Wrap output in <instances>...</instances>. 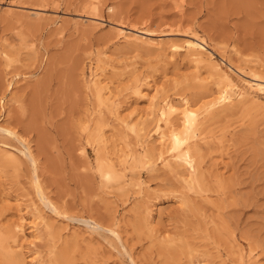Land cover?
<instances>
[{
	"label": "rangeland",
	"instance_id": "374dc122",
	"mask_svg": "<svg viewBox=\"0 0 264 264\" xmlns=\"http://www.w3.org/2000/svg\"><path fill=\"white\" fill-rule=\"evenodd\" d=\"M132 36L166 44L144 49ZM169 40L207 54L195 63L184 48L165 49ZM221 70L247 99L199 118L188 134L195 174L188 179L164 146L149 166L117 165L116 151L136 137L97 99L94 74L111 82L121 119L135 121L152 93L199 108ZM263 83L264 0H0V127L15 133L0 132V263L21 240L13 252L24 264H264ZM22 146L32 154L21 156ZM110 163L123 169L119 181L101 175ZM38 212L31 245L27 221Z\"/></svg>",
	"mask_w": 264,
	"mask_h": 264
},
{
	"label": "bare ground",
	"instance_id": "6f19581e",
	"mask_svg": "<svg viewBox=\"0 0 264 264\" xmlns=\"http://www.w3.org/2000/svg\"><path fill=\"white\" fill-rule=\"evenodd\" d=\"M63 23H61V25H62ZM95 26V25H94ZM58 28V27H57ZM116 30V29H115ZM120 31V30H119ZM142 31V30H141ZM144 31H146V30H144ZM121 32V31H120ZM119 32V33H120ZM122 33V32H121ZM144 33V32H143ZM147 33V32H146ZM129 35V34H128ZM126 36H127V34H126ZM125 37V36H124ZM133 37L134 36H132V38L131 37H129L131 40H129L128 39V37H127V39L129 40V42H131V43H133V44H135V45H140L141 47H145L146 49H150V50H154V49H158V48H160V49H158V50H163V49H161V46H163V45H165V44H163V43H157V42H155V43H152V42H148V41H144V40H142V39H140V40H138V38L137 37H135L134 39H133ZM126 39V40H127ZM198 40V39H197ZM200 40V39H199ZM202 40H203V38H202ZM204 41V40H203ZM162 42V41H161ZM169 42H170V40H169ZM180 42V41H179ZM186 42V41H185ZM200 42V41H199ZM130 43V44H131ZM182 43H180V45H178V43L176 42V43H174V42H170L169 44L167 43V45H166V47H165V49H167V50H169L170 49V51L172 52H178V50L180 49V51H181V49H185V51H187L188 52V54H187V56H191V58H192V60H194L193 62H195V63H198L199 61H203L202 60V56L204 55L205 56V54H207V53H205V54H203L202 55V52H203V50L202 49H204V47H202L203 45H201V44H199V43H197V42H191V41H189V42H186L184 45L182 44ZM137 47V46H136ZM139 47V46H138ZM168 47V48H167ZM144 48V49H145ZM163 48H164V46H163ZM157 50V51H158ZM151 52V51H150ZM172 52V53H173ZM159 53V52H158ZM172 53H170L171 55H172ZM175 54V53H174ZM207 56V55H206ZM212 56V55H211ZM172 57V56H171ZM170 57V58H171ZM209 57V56H208ZM207 57V59L209 60V61H207L206 59H205V61L208 63L209 62V64L210 65H212V67L213 68H218L217 67V63L215 64H213L212 63V60H210V58H208ZM204 58V57H203ZM212 58V57H211ZM211 61V62H210ZM100 61H98V63H99ZM100 63H102V62H100ZM194 63V64H195ZM203 64H204V62H203ZM235 64V63H234ZM103 66H101V64H100V66H101V68H103L104 67V65L105 64H102ZM108 65V64H107ZM198 65V64H197ZM210 65H209V67H210ZM99 66V67H100ZM230 66V65H229ZM232 66V65H231ZM97 67H98V64H97ZM96 67V68H97ZM106 67V66H105ZM203 67V66H202ZM237 66H235V68H236ZM107 68V67H106ZM95 69V68H94ZM98 70V69H97ZM96 70V71H97ZM100 70V69H99ZM218 70H219V68H218ZM237 70V69H236ZM103 71H105L104 70V68L103 69H101L100 70V72L101 73H103ZM214 71V70H213ZM233 71V70H232ZM98 72V71H97ZM99 72V73H100ZM220 73H217V75H219V79H221L220 80V86L219 85H217L218 87H217V89H216V91H214V93L215 94H212L213 96L208 100V101H206V102H204L203 103V105H201L199 108H197V106H196V103L194 104L193 102L192 103H190V101H188V100H186V99H184L183 101H181V102H179V101H175V100H172V99H170L169 97H167V95L165 96V95H163L162 93V95L163 96H158V90H155L154 92H155V94L156 95H154L153 93L151 94V95H153L152 97H150L151 95H148L149 97H150V99H149V97L147 96V95H145V97H147L149 100V102L147 103V104H149L150 106H151V109L149 108L148 110H147V114H145L146 115V117L143 119V117H141L140 115H138L139 117V119L138 120H130V118H129V120L126 118V119H124V116H123V119H121V117H120V115L118 114V110L117 109H119V106L117 105V103H116V105H115V94L112 92L113 90L110 88V83L108 82H106V78H102V80H100V79H98V78H96V74H94L93 75V77L92 78H94L93 79V83H94V87L96 88V97H97V99L98 100H100L102 103L103 102H105V104H106V106L109 108V111L111 112V113H113V116L117 119V122H118V120H119V125L121 126H123V127H121V128H126V130L129 132V135L131 134L130 132H132V133H134L133 135H135V140L136 141H134V142H132L133 144H135V145H137L140 149H141V154L138 152V150H135V148L137 147H135V145L134 146H132L131 148H127V145H126V147H125V149H127L126 151H125V149H123L124 147H123V145H122V151H125V152H122V154H119L118 156H117V153L119 152V150H117L116 148H115V150H117L116 152V158L118 159V163H117V165H119V163H121L120 164V166L123 168V169H125L126 167H127V165L129 164V162L132 164V165H136L137 163H140L141 165H148L149 166V164L151 163V157L150 156H152V154L151 153H154V152H152V150L154 149V150H156V148H159L160 146H164L165 148H167L168 150H170L171 152L173 151V152H175V156H173L174 157V160H175V162H173V164L174 163H176L177 165H181V166H178L179 168H181V167H183V166H185V168L183 167V169L184 170H186V168H188V172L187 173H189L190 174V176H188V179H189V177H191L192 175L191 174H195V172H196V170L197 169H195L196 167V165H195V163H196V161H195V163L192 161V159L195 157L194 155H195V153H193V152H191V151H193V150H191V147H189V145H188V134L190 133V131L191 130H193V129H195L196 130V126H197V123H198V120H200L199 118L202 116L203 117V114L205 113V112H207V113H210L211 112V110H216V108H217V110H226L225 108H227V107H229V106H231L232 104H231V102L234 100V99H238V102H244V103H246L245 101H243L244 99H247V98H244L245 96H246V94H245V96L243 95V93H241V92H239V91H237L236 89H235V84L234 83H232V81L230 80V78L228 77V75L225 73V72H223L222 70L221 71H219ZM223 72V73H222ZM100 73V74H101ZM216 73V72H215ZM136 75V74H135ZM100 76V75H99ZM103 75H101V77H102ZM205 76V75H204ZM105 77V76H104ZM202 77V76H201ZM255 77V76H254ZM254 77H252V78H254ZM211 78V77H210ZM255 79H256V77H255ZM259 79V78H258ZM218 80V79H217ZM104 81V82H103ZM10 82V81H9ZM8 82V83H9ZM144 83V82H143ZM148 83V82H147ZM255 83H257V82H255ZM10 84H11V82H10ZM92 84V83H91ZM135 84H137V83H135ZM258 84V83H257ZM264 84V83H263ZM131 85V84H130ZM139 85V84H138ZM142 85V84H141ZM140 85V86H141ZM206 85V84H205ZM261 85V84H260ZM135 87V89H133V92H135V93H137V89H139L137 86H132V88H134ZM136 87H137V89H136ZM157 87V86H156ZM254 87V86H253ZM115 88V87H114ZM237 88V87H236ZM260 88H262L261 86H260ZM264 88V87H263ZM262 88V89H263ZM140 89H141V87H140ZM140 89H139V93H140V95H142V91H140ZM156 89V88H155ZM257 89V88H256ZM94 90V89H93ZM114 90H116V89H114ZM259 91H261V90H259ZM162 92V91H161ZM117 93V92H116ZM138 93V94H139ZM144 93V92H143ZM139 95V96H140ZM244 96V97H243ZM141 97V96H140ZM208 97V96H207ZM248 97V96H247ZM143 98H144V94H143ZM193 101V100H192ZM198 101V100H197ZM100 102V103H101ZM257 102V101H256ZM199 104V103H198ZM245 105V104H244ZM196 106V107H195ZM250 106V105H249ZM149 107V106H148ZM220 107V108H219ZM219 108V109H218ZM149 111V112H148ZM110 112H109V114H110ZM213 112V111H212ZM108 113V112H107ZM117 113V115L119 116H117V115H115ZM143 114V113H142ZM211 114V113H210ZM209 114V115H210ZM112 115V114H111ZM131 115V114H130ZM212 115V114H211ZM112 116V117H113ZM137 116V115H136ZM143 116V115H142ZM174 116H176V118H178L179 119V122H178V120L175 122L174 121V119H173V117ZM205 116V115H204ZM215 116V115H214ZM120 118V119H118V118ZM126 117V116H125ZM137 118V117H136ZM149 119V120H151V122H153L152 124H153V128H152V132L151 131H147L146 132V129H147V127H145V124L147 123L146 121H143V120H146V119ZM175 118V117H174ZM175 118V119H176ZM204 118V117H203ZM214 118V117H213ZM104 119V118H103ZM114 119V118H113ZM112 119V120H113ZM115 119V120H116ZM141 119V120H140ZM114 121V120H113ZM112 121V122H113ZM146 122V123H145ZM149 122V121H148ZM105 124V123H104ZM117 124V123H116ZM150 124V123H149ZM118 125V126H119ZM147 125V124H146ZM199 125V124H198ZM150 126V125H149ZM149 128V127H148ZM100 129V128H99ZM148 130V129H147ZM13 130H11L10 128H7V127H0V132L2 133V132H4V133H6V134H9V135H11V134H15V133H13L12 132ZM101 131V130H100ZM120 133H122V132H120ZM103 134V130H102V133H101V135ZM9 135H7V136H9ZM12 135V136H13ZM126 135H128L127 133H126ZM132 135V134H131ZM15 136V135H14ZM99 136V135H98ZM104 136V135H103ZM102 136V137H103ZM125 136V135H124ZM101 137V136H100ZM101 137V138H102ZM133 137V136H132ZM14 138V137H13ZM99 138V137H98ZM105 138V137H104ZM127 138V137H126ZM106 139H107V137H106ZM124 139V138H123ZM100 140V139H99ZM132 140V139H131ZM133 140H134V137H133ZM23 141V140H22ZM105 141H108V140H101L99 143H102V142H105ZM124 141V140H123ZM150 141H151V143L153 142V144H155V145H150L149 143H150ZM20 142V141H19ZM126 142V141H125ZM26 143V142H25ZM98 143V144H99ZM105 143H107V142H105ZM127 143V142H126ZM21 144H23V143H21ZM104 144V143H103ZM108 144H109V142H108ZM108 144H107V146H108ZM123 144H124V142H123ZM27 145V144H26ZM118 145V144H117ZM28 147H29V145H27ZM97 146V145H96ZM121 146V145H120ZM119 146V147H120ZM124 146H125V144H124ZM157 146V147H156ZM23 147V146H22ZM104 147V146H103ZM106 147V146H105ZM162 147H161V149H162ZM23 148H25V146L23 147ZM27 148V147H26ZM25 148V149H26ZM138 148V149H139ZM165 148H164V150H165ZM112 149L114 150V145L112 146ZM137 149V148H136ZM4 149H2V151H3ZM6 150V149H5ZM4 150V151H5ZM27 150V151H26ZM26 150H23V149H18V152L20 153V155L22 156V155H24V157L26 156V155H28V153H30V154H32L31 152H30V149L28 150V148L26 149ZM158 150V149H157ZM2 152V153H7L8 151H6V152ZM29 151V152H28ZM99 152H100V150H98ZM136 151L138 152V153H136ZM160 151V150H159ZM28 152V153H27ZM111 152V151H110ZM115 152V151H114ZM162 152H163V150H162ZM166 152H167V150H166ZM172 152V153H173ZM120 153H121V150H120ZM199 153V152H198ZM8 154V156H10L9 157V159L10 160H12V158L13 159H18L19 158V156H18V158H14V157H16V155H15V153L14 152H10L9 151V153H7ZM18 154V153H17ZM101 153H99V154H96L97 156H96V163H97V166L96 167H98V169L101 171L102 169H103V163H100V161L103 159V158H101V155H100ZM108 154H109V152H108ZM113 154V153H112ZM137 154V155H136ZM138 154H140V155H138ZM6 155V154H5ZM14 155V156H13ZM100 155V156H99ZM109 155H111V154H109ZM7 156V155H6ZM30 156H32V155H30ZM107 156V155H106ZM113 156V155H112ZM111 156V157H112ZM194 156V157H193ZM5 157V156H4ZM103 157V156H102ZM105 157V156H104ZM153 157V156H152ZM157 157V156H156ZM159 157V156H158ZM193 157V158H192ZM5 158H8V157H5ZM26 158V157H25ZM24 158V159H25ZM109 158V157H108ZM110 159H113V158H110ZM109 159V160H110ZM117 159H115L114 158V160L115 161H117ZM18 160H20V159H18ZM28 160H29V158H28ZM108 160V159H107ZM114 160H112V161H114ZM131 160V161H130ZM153 160H155V159H153ZM195 160V159H194ZM22 161V160H21ZM27 161V160H26ZM111 161V160H110ZM12 162V161H11ZM29 162L31 163L32 162V164L31 165H34L35 164V162H34V160H33V158H31V161L29 160ZM33 162H34V164H33ZM172 162V161H171ZM14 163V162H13ZM105 163H106V161H105ZM115 163V162H114ZM114 163L113 164H111V165H109V167L107 168V170H105V171H103V172H100L101 173V175H105V176H108V177H112V178H110V180L112 179H114L115 181H117L118 179H120V176L122 177V176H124V175H121L120 174V172L119 173H117L116 174V172L118 171V170H120V171H123V169L120 167V168H118V169H116L117 171L115 172L114 170ZM168 163H169V161H168ZM100 164V166L101 167H99L98 165ZM130 164V165H131ZM139 164V165H140ZM166 164V163H165ZM131 165V166H132ZM140 165V166H141ZM200 165V164H199ZM16 166V165H15ZM108 166V165H107ZM130 166V168H132V169H136V168H133V167H131ZM166 166V165H165ZM169 166H170V164H169ZM176 166V165H175ZM34 167V166H33ZM118 167V166H117ZM167 167H168V165H167ZM177 167V168H178ZM102 168V169H101ZM116 168V167H115ZM128 168V167H127ZM139 168V167H138ZM149 168V167H148ZM154 168V167H153ZM153 168H151V169H153ZM173 172H174V170L176 171V168L173 166ZM34 169V168H33ZM122 169V170H121ZM129 169V168H128ZM127 169V170H128ZM170 169V168H169ZM104 170V169H103ZM130 170V169H129ZM170 170H172V169H170ZM132 171V170H131ZM135 171V170H134ZM133 171V172H134ZM151 171V170H150ZM168 171V170H167ZM179 171H181V170H179ZM195 171V172H194ZM198 171V170H197ZM115 172V173H114ZM125 172H127V171H125ZM132 172V173H133ZM153 172V171H152ZM176 172H178V170L176 171ZM130 173V172H129ZM175 173V172H174ZM184 172H182V174H183ZM187 173H184V174H187ZM120 174V175H119ZM115 175H116V177H117V180H116V178H114L115 177ZM180 175V174H179ZM114 176V177H113ZM133 176H134V174H133ZM184 176H187V175H181V177H183V180H184ZM36 177V176H35ZM126 177V176H125ZM125 177H124V179H125ZM131 177V176H130ZM181 177H179V178H181ZM123 178V177H122ZM187 178V177H186ZM185 178V183L186 184H184L185 185V187H186V185L188 184H190V183H192L193 181H194V176H193V181L192 180H188V179H186ZM37 179V178H36ZM191 179V178H190ZM33 180H34V178H33ZM109 180V181H110ZM123 180V179H122ZM119 181V180H118ZM192 181V182H191ZM125 182H126V180H125ZM190 182V183H189ZM35 183V182H34ZM124 183V182H123ZM194 184H195V182H193ZM139 184V183H138ZM183 185V186H184ZM187 185V187H189ZM138 186V185H137ZM136 186V187H137ZM194 186V185H193ZM114 187V186H113ZM199 187V186H198ZM138 188H139V186H138ZM190 188V187H189ZM188 189V188H187ZM195 189V188H194ZM195 193H197V192H195ZM41 201V200H40ZM178 201H179V199H178ZM187 201V200H186ZM38 202V201H37ZM182 204H184V203H182ZM181 204V205H182ZM36 206V205H35ZM19 207H21L20 205H19ZM32 210H34V209H32ZM44 210V209H43ZM161 210H163V208H161ZM36 211V210H35ZM38 211V210H37ZM40 211V210H39ZM27 212V211H26ZM24 213V212H23ZM34 213V212H33ZM32 213V214H33ZM43 214V213H42ZM35 215H37L36 213H35ZM35 215H33L34 217H32V218H34V219H32V220H29V221H27V222H29V223H27V224H30V226L28 227V232H29V229H30V232H29V234L34 238H32L30 235V237L32 238V240L29 242L31 245L34 243L33 242V240H38L40 237V235L39 236H37L38 235V230H39V226L41 225V223H42V221H43V218L40 216L41 214H39V212H38V215L37 216H35ZM158 215H162V212L160 211V210H158ZM160 219H161V216H158ZM21 218V217H20ZM158 218V219H159ZM149 219V218H148ZM22 220L23 221H25V219L22 217L21 218V221L20 222H22ZM160 221V220H159ZM20 222L18 223V225H13V227H15V228H18L19 229V232H20V234L17 232V230L14 228V230H12V232L13 231H16L19 235H21V233L23 232V230L25 231V228L24 229H22V227L24 226V225H22V227L19 225L20 224ZM31 222V223H30ZM22 224V223H21ZM46 225H47V223H46ZM12 226V225H11ZM27 226V225H26ZM42 226V225H41ZM158 226V225H157ZM48 227H49V225H48ZM12 228V227H11ZM13 229V228H12ZM41 229V228H40ZM8 230V229H7ZM168 230V229H167ZM3 231H5V230H3ZM10 231V230H9ZM40 231V230H39ZM16 232H14V235H16V237H17V234H16ZM25 234V233H24ZM23 234V235H24ZM166 234V233H165ZM19 235H18V237H19ZM115 235V234H114ZM167 235V234H166ZM17 237V238H18ZM24 237L25 236H23V240H29L30 238L29 237H27V238H29V239H24ZM36 237H38V238H36ZM78 237V236H77ZM163 237V236H162ZM17 238H15V236H14V239H17ZM20 238V237H19ZM13 239V238H12ZM13 239V240H14ZM20 240V239H19ZM23 240H22V242H23ZM16 241V240H15ZM14 241V242H15ZM167 241H168V239H167ZM1 242H3V241H1L0 240V245H3V244H1ZM18 242V241H17ZM16 242V243H17ZM20 242H21V240H20ZM20 242H18V244H16L15 246L13 245V249H12V252H10V250L8 249V247H6L7 249H5L6 251H5V253H4V264H9V263H12L13 262V264L15 263V264H24V261H22V260H24V257H23V259H22V257L21 258H19V256H20V253H21V251H20V253H19V251L17 252L18 253V256H17V254H15L13 251H15V249L18 247V245H19V243ZM27 242V241H26ZM170 242V241H169ZM28 243V244H29ZM10 245V244H9ZM8 245V246H9ZM35 245H36V242H35ZM4 246V245H3ZM2 246V247H3ZM11 246V245H10ZM20 247H21V245H19ZM238 246V245H237ZM19 247V248H20ZM239 247V246H238ZM18 249V248H17ZM28 249H33V247L31 248L30 246L28 247ZM27 249V250H28ZM242 249V248H241ZM9 250V251H8ZM240 250V249H239ZM243 250V249H242ZM241 250V251H242ZM33 251V250H32ZM253 251V250H252ZM35 252H36V250H35ZM32 253V252H31ZM37 253V252H36ZM240 253V252H239ZM1 254H3V253H1ZM32 255H33V253H32ZM31 255V256H32ZM239 255H241V254H239ZM248 255H250V254H248ZM22 256H24V255H22ZM30 256V257H31ZM34 256H36L37 257V255L35 254ZM33 256V257H34ZM242 256V255H241ZM244 256V255H243ZM243 256L241 257V259L243 260ZM32 257V258H33ZM203 257V256H202ZM31 258H29V260H30ZM36 260H37V258H35ZM198 259V258H197ZM202 259V258H201ZM242 260H240V261H242ZM32 261V260H31ZM31 261H30V263H31ZM43 261V260H42ZM41 261V262H42ZM196 261V260H195ZM23 262V263H22ZM34 262V261H33ZM32 262V263H33ZM45 262V261H44ZM193 262V261H192ZM197 263L199 264V263H201V264H204V262H198V260H197ZM1 264V263H0ZM34 264V263H33ZM35 264H38V262H36ZM39 264H41L40 263V261H39ZM243 264V263H242Z\"/></svg>",
	"mask_w": 264,
	"mask_h": 264
}]
</instances>
